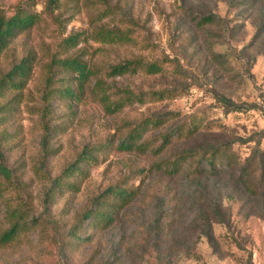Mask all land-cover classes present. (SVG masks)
<instances>
[{
    "label": "rangeland",
    "instance_id": "374dc122",
    "mask_svg": "<svg viewBox=\"0 0 264 264\" xmlns=\"http://www.w3.org/2000/svg\"><path fill=\"white\" fill-rule=\"evenodd\" d=\"M113 2L127 16L145 18L151 13V48L127 46V49L163 69L157 72L139 69L135 73L108 76L107 64L127 51L121 46L106 55L100 48L102 43L94 37L95 22H90L86 11L77 13L65 35L72 28L81 33L83 39L76 50L84 48L88 57L94 55V64L107 77L111 99L117 97L114 86H119L145 95L147 101L143 103L140 99L120 111H107L99 96L86 90L80 101L53 102L52 123L58 124L59 129L51 139L54 154L46 155L47 169L53 175L61 173L86 146L119 140L120 132L128 130L124 124L131 118L170 110L197 115L212 130L202 131L199 141L192 145H210L216 137L233 139V148L242 161L251 156L256 146L264 148V0ZM18 8L46 16L44 0H0V10L10 12ZM173 11H177L175 15H171ZM209 14L214 15L210 23H197L200 17ZM104 21L113 26L126 24L119 17ZM38 51L41 56L43 52ZM41 74L45 70L39 65L29 88L34 95L16 102L10 100L11 94L0 97V104L8 102L13 106L1 112L4 119L0 123V146L14 179L4 192L5 197H11L16 206L24 200L28 205L32 202L35 217L42 220L50 216L58 221L61 230H66L80 211L107 188L134 186L138 194L117 213L112 226L83 229L85 245L74 250L58 247L41 238V231L34 229V246L30 248L28 237L21 251L26 264H264V185L257 193H248L239 178L242 174L239 164L234 170L220 174L199 177L182 174L175 178L154 172L152 159L144 154L100 150L97 154L100 159L91 160L86 175L77 177L81 180L80 188L65 190L48 209L43 201L45 186L34 171V164L45 157L41 144L42 85L37 83ZM153 90L164 93L153 96ZM221 96L241 105L243 110H226ZM67 122V129L60 131ZM210 201L222 206L223 222L208 223L202 217L201 208ZM46 224L45 221L42 228L50 236L54 229ZM5 263L20 264V261Z\"/></svg>",
    "mask_w": 264,
    "mask_h": 264
},
{
    "label": "trees",
    "instance_id": "16d2710c",
    "mask_svg": "<svg viewBox=\"0 0 264 264\" xmlns=\"http://www.w3.org/2000/svg\"><path fill=\"white\" fill-rule=\"evenodd\" d=\"M44 2L43 12L46 16L25 8L10 12L0 10V97L11 94L10 100L16 102L26 95H34L30 85L35 78V69L39 65L40 68H44L45 74L39 76L37 83L42 85L39 89H42L40 96L44 104L41 117V144L45 157L42 156L40 161L34 164V171L45 186L43 201L48 209L65 193V190L70 188L75 191L80 188L81 180L77 177L85 176L91 163L100 159L97 155L99 151L105 149L144 154L152 159L154 172L175 178L182 174L189 177L220 174L234 170L239 164L242 172L239 178L248 193H257L259 187L264 185V148L261 145L256 146L245 161H242L234 150L233 139L216 137L213 144L192 145L191 143L199 141L202 131L212 130L206 128L205 121L199 116L185 115L172 110L146 114L136 120L131 118L132 120L124 124L128 130L125 133L120 132L119 140L110 139L106 143L86 146L61 173L53 175L46 166L48 161L46 155L54 154L51 152L54 149L51 139L56 137L54 135L59 129L58 124L52 123L55 119L54 112L51 111L53 102L80 101L86 90L95 97L99 96L107 111H120L127 104L130 105L140 99L143 103L147 101L145 95L119 86H114L117 97L111 99L110 92L107 91L109 86L107 77L102 75L98 65L94 64V55L88 57V50L84 48L76 50L83 39L80 38L81 33L72 28L65 35L68 25L77 13L86 11L90 22H95L94 37L102 43L100 48L106 55L111 51L116 52L121 46L127 51L117 59L113 57V61L107 64L108 76L135 73L139 69L157 72L163 68L156 63H148L142 54H135L127 49V46L151 48L153 43V31L149 25L151 13L145 18L141 15L127 16L113 0H44ZM174 3L181 9L180 4ZM176 12H171V15H175ZM117 17L125 20V26L119 24L113 26L104 21L115 20ZM213 18L214 15H204L197 23H210ZM38 49L43 52L41 56ZM43 60L45 61L42 62ZM163 93L164 90L151 92L153 96ZM220 98L226 110H243L241 105L233 100L225 96ZM6 107L13 108L8 102L0 104V123L4 119L1 112L7 109ZM68 124L67 122L62 125L60 131L67 129ZM3 151L0 146V264L3 261L7 264L6 260L14 259L20 261V264H26L21 251L26 246L28 237L30 248L34 246L32 239L34 229L41 231V238L51 240V243L60 248L74 250L82 247L87 239L81 235L83 229L98 230L112 226L117 213L130 205L138 194V188L134 186L107 188L92 199L90 206L80 211L72 226L61 230L58 221L50 216L42 220L35 217L32 202L28 205L24 200L16 206L11 197H5L4 192L12 185L14 179ZM221 207L219 203L211 201L208 204L204 203L201 208L202 217L208 223L212 220L223 222ZM45 221L47 227L54 229L50 236L42 228ZM30 257L36 259L33 254Z\"/></svg>",
    "mask_w": 264,
    "mask_h": 264
}]
</instances>
